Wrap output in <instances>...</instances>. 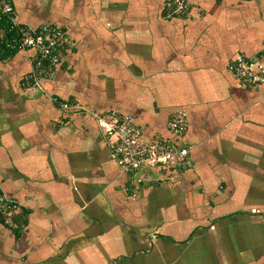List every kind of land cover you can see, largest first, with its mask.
<instances>
[{
	"label": "crops",
	"instance_id": "0c3cea01",
	"mask_svg": "<svg viewBox=\"0 0 264 264\" xmlns=\"http://www.w3.org/2000/svg\"><path fill=\"white\" fill-rule=\"evenodd\" d=\"M11 1L74 48L31 85L32 51L0 58V187L28 212L20 233L0 221V264H264V88L227 68L261 56L264 0H189L171 19L165 0ZM110 111L149 142L184 112L190 166L124 173L95 118Z\"/></svg>",
	"mask_w": 264,
	"mask_h": 264
},
{
	"label": "built area",
	"instance_id": "2783aa9c",
	"mask_svg": "<svg viewBox=\"0 0 264 264\" xmlns=\"http://www.w3.org/2000/svg\"><path fill=\"white\" fill-rule=\"evenodd\" d=\"M189 0H165L162 4L167 19L188 15ZM74 48L67 33L56 24L42 23L33 28L20 22L11 0H0V51L8 53L32 51L33 69L28 76L29 84H38L40 79L51 77L64 57ZM261 56L238 55L228 65V71L242 88H264V42ZM61 111H77V100L59 101L51 98ZM98 123L105 128L111 141V156L116 159L124 173H133L146 168H172L182 172L190 166L189 152L178 145L187 131L186 115L178 111L168 122L169 137L158 142L147 141L140 128L133 124L129 115L110 111L104 116L96 115ZM20 205L6 198L0 187V217L9 227L15 226L14 218Z\"/></svg>",
	"mask_w": 264,
	"mask_h": 264
},
{
	"label": "trees",
	"instance_id": "16d2710c",
	"mask_svg": "<svg viewBox=\"0 0 264 264\" xmlns=\"http://www.w3.org/2000/svg\"><path fill=\"white\" fill-rule=\"evenodd\" d=\"M10 54H11V53H8V52H1V51H0V58H4V57H6V56L8 57V56H10ZM65 101H66V100H65ZM57 106H58V105H57ZM69 112H70V111H69ZM74 112H76V111H74ZM68 114H73V112H70V113H68ZM19 205H20V204H19ZM27 215H28V212L20 207V211H19V213H18V214L15 216V218H14L15 226H13V227H9L8 225H6V224L4 223V220H3V218H1V217H0V221H1V223H2L4 226H6V227H8V228H12V229L14 228L16 233H20L21 229L27 224Z\"/></svg>",
	"mask_w": 264,
	"mask_h": 264
}]
</instances>
